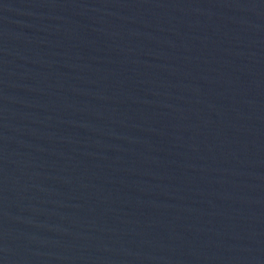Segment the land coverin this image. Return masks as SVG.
Listing matches in <instances>:
<instances>
[{
	"label": "water",
	"instance_id": "1",
	"mask_svg": "<svg viewBox=\"0 0 264 264\" xmlns=\"http://www.w3.org/2000/svg\"><path fill=\"white\" fill-rule=\"evenodd\" d=\"M0 264H264V0H0Z\"/></svg>",
	"mask_w": 264,
	"mask_h": 264
}]
</instances>
